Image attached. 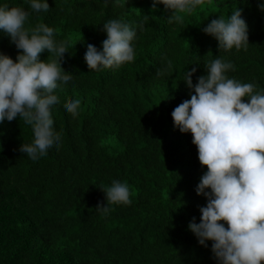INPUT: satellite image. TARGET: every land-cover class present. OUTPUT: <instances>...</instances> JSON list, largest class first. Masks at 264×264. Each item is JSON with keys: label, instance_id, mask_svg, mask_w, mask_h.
<instances>
[{"label": "trees", "instance_id": "1", "mask_svg": "<svg viewBox=\"0 0 264 264\" xmlns=\"http://www.w3.org/2000/svg\"><path fill=\"white\" fill-rule=\"evenodd\" d=\"M47 2L45 13L32 11L28 0H0L30 13L26 27L44 23L66 42L60 64L74 81L55 93L58 150L32 161L19 151L33 139L31 127L19 117L0 124V264H218L212 242L199 245L188 229L207 203L195 191L207 168L192 134L174 127L171 112L194 94L182 80L184 71L197 69L195 84L216 56L233 63L229 78L264 88L258 0H204L191 15L180 14L182 23H169L162 4L152 10V0ZM235 7L248 25L249 45L224 52L203 28ZM109 19L142 24L135 60L116 70H89L86 47L101 49ZM19 51L0 32V53L15 60ZM39 58L52 54L45 50ZM169 59L172 71L158 76ZM76 98L81 107L73 117L64 107ZM113 180L129 185L132 203L113 205L105 216L96 208L106 202L101 189Z\"/></svg>", "mask_w": 264, "mask_h": 264}, {"label": "clouds", "instance_id": "2", "mask_svg": "<svg viewBox=\"0 0 264 264\" xmlns=\"http://www.w3.org/2000/svg\"><path fill=\"white\" fill-rule=\"evenodd\" d=\"M204 0H152L155 10L162 4L170 11L169 23H182ZM32 11L48 12L47 0H28ZM257 7L264 12V0ZM30 13L22 7L0 3V32L7 34L18 50L15 60L0 53V124L19 117L31 127L33 139L22 143L19 151L38 161L61 146L54 130L52 108L59 103L56 90L73 85V75L60 64L68 52L64 41L55 39V30L44 23L26 27ZM138 29L121 19H109L102 25L106 38L101 49L88 44L84 61L89 70L119 69L135 60L134 41ZM203 31L218 42L224 52L246 50L248 25L242 10L212 19ZM51 59L40 60L42 52ZM207 73L193 84L195 67L184 71L183 81L194 94L171 112L174 127L192 134L198 160L207 170L195 191L207 203L200 207L188 229L201 246L211 241V252L218 264H261L264 261V88L255 82L229 78L233 63L216 56L206 65ZM173 63L157 70L158 76L171 72ZM247 98V102L242 100ZM80 99L68 102L64 111L78 116ZM207 189V191H206ZM106 202L97 210L107 216L113 205L132 203L129 185L113 180L101 189ZM227 225V227L225 226Z\"/></svg>", "mask_w": 264, "mask_h": 264}]
</instances>
